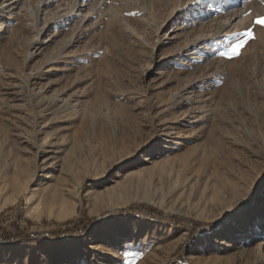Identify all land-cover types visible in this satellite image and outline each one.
<instances>
[{
    "label": "rangeland",
    "instance_id": "1",
    "mask_svg": "<svg viewBox=\"0 0 264 264\" xmlns=\"http://www.w3.org/2000/svg\"><path fill=\"white\" fill-rule=\"evenodd\" d=\"M262 15L0 0V264H264Z\"/></svg>",
    "mask_w": 264,
    "mask_h": 264
},
{
    "label": "trees",
    "instance_id": "2",
    "mask_svg": "<svg viewBox=\"0 0 264 264\" xmlns=\"http://www.w3.org/2000/svg\"><path fill=\"white\" fill-rule=\"evenodd\" d=\"M130 208H133V209H136V208H139V209H141V210H143V211H146L147 213H149V214H160V213H163V211L162 210H160V209H158V208H156L155 206H153V205H149V204H139V205H135V204H133V205H131L130 206ZM123 209H126V208H120L119 210H123ZM118 210V211H119ZM102 217L101 218H106V217H108L107 215H105L104 213H102ZM72 221H74V220H72ZM192 222L195 224V225H199V224H201V222L200 221H198V220H192ZM26 238V240H30V239H32L33 237L31 236V233L30 234H28L27 235V237H25Z\"/></svg>",
    "mask_w": 264,
    "mask_h": 264
},
{
    "label": "snow or ice",
    "instance_id": "3",
    "mask_svg": "<svg viewBox=\"0 0 264 264\" xmlns=\"http://www.w3.org/2000/svg\"><path fill=\"white\" fill-rule=\"evenodd\" d=\"M254 23L259 26V27H264V15L262 16H258ZM245 35L249 38V39H254V32L252 30H249L248 32L245 33ZM247 43V41H241L240 43L236 44L235 46H233V48L231 49V56H237L240 54V50L241 48L244 46V44Z\"/></svg>",
    "mask_w": 264,
    "mask_h": 264
}]
</instances>
